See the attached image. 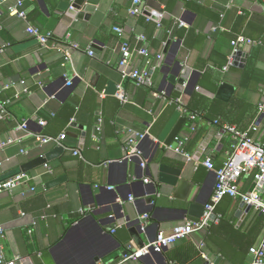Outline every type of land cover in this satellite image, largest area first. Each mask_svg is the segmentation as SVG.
I'll return each instance as SVG.
<instances>
[{
	"label": "crops",
	"instance_id": "0c3cea01",
	"mask_svg": "<svg viewBox=\"0 0 264 264\" xmlns=\"http://www.w3.org/2000/svg\"><path fill=\"white\" fill-rule=\"evenodd\" d=\"M16 2L8 0L0 9V91L11 98L22 94L11 104L10 116L0 120V144L14 141L0 150V181L18 174L27 175L28 180L0 194V225L4 228L1 251L7 262L118 263L130 250L154 240L158 230L170 231L185 220H199L194 217L196 212L211 203L215 173L166 152L165 146L177 138L188 139L187 151L200 161L211 158L219 169L235 144L221 129L222 124L250 131L264 145V0H144L143 15L136 17L128 14L132 0H85L83 10L89 14L85 19H73L68 14L70 0H25L27 20L9 16V8ZM161 12L165 13L161 27L155 20L146 19L145 14L157 16ZM29 26L78 45L71 62L57 50L42 48L28 34ZM115 27L122 28L123 33L115 32ZM237 35L263 40L262 45L244 49L247 62L250 54L257 53L248 86L242 84L245 68L222 70ZM138 36L146 41L138 42ZM124 42L146 47L152 62L163 55L153 73L154 91L166 92L169 98L181 92L188 113L131 80L123 81L119 62ZM148 60L134 55L131 68L142 70ZM178 63L191 70L183 83L187 87L182 86L181 91L166 81V73L177 71ZM68 79L73 82L70 91H66ZM22 81H26L30 95L23 94ZM39 83L44 84L43 89ZM119 84L129 95V104L114 97ZM99 86L103 90L98 93ZM90 91L97 94L95 116L114 120L118 132L109 124L102 139H94V144L87 140V130L95 120L97 128L98 120L80 113L78 120L72 123L71 119L60 134H67L66 141L42 144L37 137L46 126L38 122L48 121L50 113L63 110L71 95L84 101ZM193 99L199 109L191 112L187 106ZM190 113L198 114L197 119L192 121ZM24 122L28 124L26 131L19 129ZM130 131H149L152 136L139 145L147 159L145 172L137 158L125 159ZM76 150L82 156H75ZM46 164L53 175L46 173ZM145 178L152 183L145 184ZM58 180L59 184L51 185ZM252 187V175L244 176L240 189L250 191ZM191 205L195 214L185 215L183 211ZM219 205L225 217L246 233L261 216L252 208L247 212L239 200L229 199ZM88 208L93 211L85 216L79 213ZM145 214L151 219L147 230L141 231L139 220ZM117 226L120 228L113 233ZM208 235V230L195 233L160 255L126 264H208L200 256L202 242L211 262L218 264V257L207 246ZM263 235L264 229L256 244ZM250 262L249 254L247 264Z\"/></svg>",
	"mask_w": 264,
	"mask_h": 264
},
{
	"label": "built area",
	"instance_id": "2783aa9c",
	"mask_svg": "<svg viewBox=\"0 0 264 264\" xmlns=\"http://www.w3.org/2000/svg\"><path fill=\"white\" fill-rule=\"evenodd\" d=\"M8 0H0V9L4 2ZM69 9L74 10L73 5L76 0H70ZM143 4L144 0H132L131 7L128 9V14L132 17L143 15ZM232 4V3H231ZM9 16L17 17L19 19L27 20V13L24 10V2L22 0H17L16 4L9 8L8 10ZM165 17V13L161 12L157 16H146L148 21L155 20L159 27L162 26V21ZM179 26L182 25L181 22H178ZM115 32L122 34L123 30L120 27L114 28ZM27 32L32 38H34L38 44L44 49H53L64 55L66 62H71L72 60V52L79 48L78 45L75 44H58L53 42L54 34L53 33H43L40 29L29 26L27 28ZM137 41L140 43H144L146 38L143 36H138ZM166 45V44H165ZM252 45H262V42L255 41L253 39L247 38L243 35H239L234 39L231 43L232 50L230 55L227 58V63L223 67V71H228L230 68L235 66L237 62V57L239 53H245L244 49L248 46ZM89 55L91 57L94 56V52L92 50L89 51ZM134 55L143 56L148 60L146 68L142 70L132 69L131 61ZM121 60L119 62V68L121 71V76L124 80H131L135 83L137 87H146L150 89L153 93L154 91V80L153 73L160 67V64L163 60V55H157V60L152 62L150 60V53L146 47H133L129 42H124L121 45ZM71 80H67V85H72ZM21 85L24 86L23 94L30 95L31 91L26 86V81H22ZM41 89L44 88L43 83H39ZM184 89H186L187 85H182ZM9 87H7L8 89ZM157 98L163 100L169 105H174L176 108L182 113H188L183 97L180 96L178 98H169L166 92L157 93L155 92ZM22 94H16L14 98H7L3 101H0V120L7 119L9 114V106L14 103L15 100H19ZM114 97L117 98L122 104H129L130 97L125 91L122 84H119L116 88V92ZM261 112L264 113V104L261 106ZM198 114L190 113V119L192 121L197 119ZM72 123L75 122L73 119ZM39 125L41 127H45L47 125V121L40 120ZM216 124H219L217 121ZM103 126V118L100 117L98 119V126L96 131L101 133ZM20 130L26 131L28 129V124L23 123L19 126ZM221 129L228 133L232 140L235 141L233 146V150L223 166L219 169L215 168L214 162L211 158H207L204 161H200L194 154H191L186 150L187 140H182L177 138L176 142L172 145L165 146V151L175 154L176 156L181 157L186 162H194L197 166L201 165L207 168L209 171L215 173L216 176V184L214 189V194L211 200L205 208V213L202 218L196 221L185 220L184 222L174 226L170 231L158 230L154 240L150 243L143 245L141 248L130 250L122 259V261L115 264H126L128 262L137 263L140 260L154 256L160 255L165 250L175 245L177 242L185 240L198 232H204L209 230V228L218 223L219 216L216 214V208L218 204L225 198L229 197L234 200H239L243 204L250 206L256 212L264 215V199L262 197V190H264V145L256 140L250 131H241L235 126H231L228 124H223ZM130 136L125 145V159L137 158L140 161V168L143 172L147 170V159L145 158L144 153L140 149L139 145L142 141L151 137L149 131L147 132H129ZM38 140L42 144L47 143H57L61 144L66 141L67 134L64 133L57 138L48 137V136H38ZM96 141H99L97 136H94ZM13 140H8L7 142L0 144V150H3L7 146L13 144ZM24 154L28 155V152L23 151ZM75 156H82L80 151H73ZM42 159H45L44 156H41ZM109 164V163H108ZM1 165V164H0ZM46 173L53 175V169L45 165ZM246 175H252L253 177V187L250 191H243L240 189V181ZM28 180L27 175L18 174L8 180L0 181V194L5 192L13 191L14 189L21 187ZM145 184H151V180L149 178L144 179ZM112 190L113 188H109ZM35 188H31V191H34ZM131 202L134 201V198L129 197ZM154 204V203H152ZM92 208L81 209L79 213L82 216L92 212ZM151 216L149 214H145L140 217V229L141 231H146L149 226V221ZM120 228L117 226L113 229V233ZM4 235V228L0 225V264H16L19 260L7 262V259L4 253L1 251V240ZM206 245L204 242L200 243L199 251L200 256L205 259L208 264H214L211 262L208 254L205 251ZM251 256L250 264H264V235L261 241L254 245L249 252Z\"/></svg>",
	"mask_w": 264,
	"mask_h": 264
},
{
	"label": "trees",
	"instance_id": "16d2710c",
	"mask_svg": "<svg viewBox=\"0 0 264 264\" xmlns=\"http://www.w3.org/2000/svg\"><path fill=\"white\" fill-rule=\"evenodd\" d=\"M22 1L24 2L25 0H22ZM47 33H52V32L50 31ZM236 37L234 39H236ZM234 39H232V41ZM256 41L263 42V40H260V39ZM53 42L58 43V44H65L64 41L58 40L56 38L53 39ZM256 58H257V53L250 54L249 56V59H248V62L244 69V74H243L242 84L244 86H248V83H250V81L252 80V74H253V69H254ZM212 63L214 64L215 62H212ZM208 71L210 70H207L206 72ZM142 88L148 89L146 87H142ZM97 90H98L97 92L99 93L103 90V87L99 86ZM181 95L182 93L179 92V93L174 94L172 98H178ZM7 98H11V97H6L4 90L0 91V101H3ZM195 100L196 99L191 100L190 104L187 106L189 111L191 112L198 108V107L197 108L194 107L193 105ZM216 104L218 106L220 105L218 102ZM97 109H98L97 94L94 91H90L87 96V99H85L84 101H82L75 95H71L66 101V103L64 104L63 110H61L58 113L49 114L50 117L47 119L48 120L47 125L44 129V132L41 134V136L57 138L62 133V131L68 126L71 119L78 120L80 113H86L87 115L90 116L91 120L93 119L98 120V117L95 116ZM95 121L91 124V126H89L87 130L88 131L87 140L92 141V142L94 141V144H97L96 141L94 140V135L102 139L103 131L105 130L106 126L111 124L113 127L114 125L112 123H114V120L112 119L107 120L103 116V126H102L101 133L96 132L95 130L96 128L94 127ZM215 121H219V120H215ZM53 124L55 125L54 129H51ZM114 131L115 133L118 132L115 126L113 127V132ZM241 131H246V130H241ZM229 199L231 198L225 197L222 201L229 200ZM222 201L220 203H222ZM219 204L216 208V214L220 218H219L218 223L213 224L208 230L209 235L206 238L207 246L211 250V252H213L218 257V264H226V263L228 264H247V259L249 256L250 249L257 243L261 235V232L264 229V226H263L264 215L261 214V216L259 217L258 223L255 225V227L252 228L250 232L246 233L244 232L243 228H237L235 225V222L225 217L223 212L220 211Z\"/></svg>",
	"mask_w": 264,
	"mask_h": 264
},
{
	"label": "water",
	"instance_id": "95a60500",
	"mask_svg": "<svg viewBox=\"0 0 264 264\" xmlns=\"http://www.w3.org/2000/svg\"><path fill=\"white\" fill-rule=\"evenodd\" d=\"M85 5V0H76L75 4L73 5L74 10H70L69 9V5H68V14L73 18V19H85L89 17V14H87L84 10L83 7ZM147 16H150L148 14H145ZM247 58L248 55L246 53H239L238 57H237V62L235 63L234 67H239V68H245V64L247 62ZM177 65H179V68L177 71H174V69L171 71V73H166V81H168L169 83H171L172 86H176L180 91L182 90V85L184 83V81L186 80V78L188 77V75L190 74L191 70L189 68H184V66H182L181 63H178ZM94 85V84H93ZM66 91H70L71 87L70 86H66ZM116 91H114L113 93L115 94ZM42 163H46V159H42ZM61 182V180L55 181L53 184L51 185H57ZM114 191V190H113ZM206 207V206H205ZM242 207L243 209L246 208L247 212L251 210L250 206H247L246 204L242 203ZM199 210V209H198ZM202 210V211H201ZM201 210L199 214H195V207H193L192 205L189 207V209L186 211L184 210L183 213L185 215L189 214L191 216H193V214H195V218H202L204 213H205V208L202 206ZM241 215V212L238 213V216ZM140 223V222H139ZM133 234L135 235V232L133 231Z\"/></svg>",
	"mask_w": 264,
	"mask_h": 264
}]
</instances>
